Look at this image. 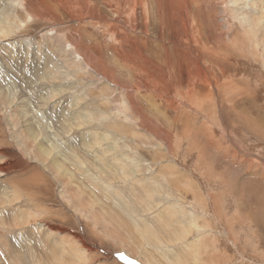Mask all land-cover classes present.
<instances>
[{
    "label": "rangeland",
    "instance_id": "rangeland-1",
    "mask_svg": "<svg viewBox=\"0 0 264 264\" xmlns=\"http://www.w3.org/2000/svg\"><path fill=\"white\" fill-rule=\"evenodd\" d=\"M0 264H264V0H0Z\"/></svg>",
    "mask_w": 264,
    "mask_h": 264
}]
</instances>
